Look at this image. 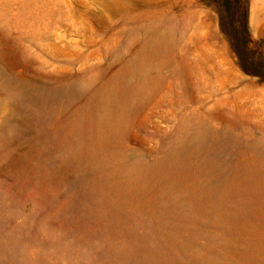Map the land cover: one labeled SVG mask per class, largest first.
<instances>
[{"label": "rangeland", "instance_id": "rangeland-1", "mask_svg": "<svg viewBox=\"0 0 264 264\" xmlns=\"http://www.w3.org/2000/svg\"><path fill=\"white\" fill-rule=\"evenodd\" d=\"M226 1L264 58V0ZM249 165L264 83L215 0H0V264H255L208 177Z\"/></svg>", "mask_w": 264, "mask_h": 264}, {"label": "bare ground", "instance_id": "bare-ground-1", "mask_svg": "<svg viewBox=\"0 0 264 264\" xmlns=\"http://www.w3.org/2000/svg\"><path fill=\"white\" fill-rule=\"evenodd\" d=\"M17 114L14 116H17ZM258 164L262 166V163ZM194 170L201 172L202 167H197ZM187 171H191L187 165H180L176 176L182 179ZM208 177L211 180H219L216 182V187L212 190L215 196L223 197L230 193L232 189H239L242 206L239 210L233 211L229 222L240 229L239 237L248 243L246 246L249 250L248 253H255L264 242V168L249 165V167L247 166L243 171L235 173L233 176L228 175L218 178L213 173H210ZM195 200L200 202L198 203L200 206L202 205L201 195L198 194ZM248 226L253 227L251 232L254 240H249L247 234ZM252 257L255 258V264H264V254H256Z\"/></svg>", "mask_w": 264, "mask_h": 264}, {"label": "trees", "instance_id": "trees-1", "mask_svg": "<svg viewBox=\"0 0 264 264\" xmlns=\"http://www.w3.org/2000/svg\"><path fill=\"white\" fill-rule=\"evenodd\" d=\"M219 14V26L228 40L234 53L237 64L242 72L256 77L260 83H264V58L257 51L247 48V40L243 33V25H239L227 8L226 0H215Z\"/></svg>", "mask_w": 264, "mask_h": 264}]
</instances>
